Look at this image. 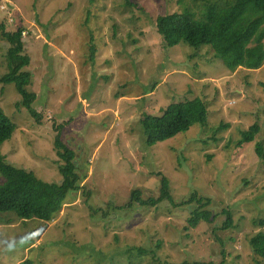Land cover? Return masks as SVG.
Returning a JSON list of instances; mask_svg holds the SVG:
<instances>
[{
    "label": "rangeland",
    "instance_id": "374dc122",
    "mask_svg": "<svg viewBox=\"0 0 264 264\" xmlns=\"http://www.w3.org/2000/svg\"><path fill=\"white\" fill-rule=\"evenodd\" d=\"M186 3L0 0V25L27 32L30 91L42 116L22 105L14 84L0 83V106L17 125L0 154L61 185L55 126L68 122L62 139L84 180L50 222L0 213V264H264L254 247L264 231V161L256 154L258 143L264 148V66L232 72L210 46H167L157 20ZM8 48L0 38V77ZM194 98L207 102L208 124L149 147L144 115ZM256 123L254 143L241 146ZM159 174L177 207L130 206L135 191L143 200L160 196ZM193 194L212 201L215 220L189 226L197 205L179 204ZM225 210L233 225L224 229Z\"/></svg>",
    "mask_w": 264,
    "mask_h": 264
},
{
    "label": "trees",
    "instance_id": "16d2710c",
    "mask_svg": "<svg viewBox=\"0 0 264 264\" xmlns=\"http://www.w3.org/2000/svg\"><path fill=\"white\" fill-rule=\"evenodd\" d=\"M187 1L182 12L169 13L157 20L158 32L164 37L167 46L182 41L188 42L197 50L210 46L216 57L232 71L238 69L259 70L264 66V0H181ZM23 28L7 31L5 24L0 25V38L9 43L6 54L7 72L0 77L1 84H14L22 96V105L40 121L42 116L34 105L37 95L30 91L33 74L29 71L32 58L27 53ZM95 53L94 46L92 48ZM67 122V121H66ZM209 106L204 99L194 98L170 104L163 116L145 114L141 120L147 135L149 147L174 138L189 131L194 125H207ZM69 123L55 126L54 149L60 161L59 172L61 185L48 184L39 180L34 173L18 169L7 164L0 154V176L4 182L0 185V213L14 212L22 218L38 217L46 222L52 221L60 213L71 193H79L84 180L78 174L76 153L62 139V131ZM54 126V124H53ZM17 125L0 106V148L13 139ZM260 132L259 124L243 132L240 145L254 143ZM256 154L264 161V148L258 143ZM160 196L156 199L143 200L141 192L132 194L133 203L158 207L162 203H174L170 182L162 174ZM196 204L189 218V226L195 227L201 221L212 222L216 216L209 208L212 201L193 194L188 202L179 205ZM228 215L223 228L233 225L232 213ZM255 251L264 258V231L256 236ZM22 264H35L28 259ZM129 264H135L129 262ZM204 264V263H200ZM224 264V263H222Z\"/></svg>",
    "mask_w": 264,
    "mask_h": 264
},
{
    "label": "built area",
    "instance_id": "2783aa9c",
    "mask_svg": "<svg viewBox=\"0 0 264 264\" xmlns=\"http://www.w3.org/2000/svg\"><path fill=\"white\" fill-rule=\"evenodd\" d=\"M27 36V32H24V37H26Z\"/></svg>",
    "mask_w": 264,
    "mask_h": 264
}]
</instances>
